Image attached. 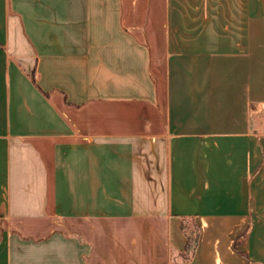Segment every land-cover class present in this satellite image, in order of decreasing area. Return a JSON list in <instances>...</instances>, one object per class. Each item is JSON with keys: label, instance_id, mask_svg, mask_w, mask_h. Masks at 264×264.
<instances>
[{"label": "crops", "instance_id": "0c3cea01", "mask_svg": "<svg viewBox=\"0 0 264 264\" xmlns=\"http://www.w3.org/2000/svg\"><path fill=\"white\" fill-rule=\"evenodd\" d=\"M0 264H264V0H0Z\"/></svg>", "mask_w": 264, "mask_h": 264}, {"label": "trees", "instance_id": "16d2710c", "mask_svg": "<svg viewBox=\"0 0 264 264\" xmlns=\"http://www.w3.org/2000/svg\"><path fill=\"white\" fill-rule=\"evenodd\" d=\"M183 228L188 237L187 247L183 255L185 258H190L196 249L200 228L196 224L188 222L183 223Z\"/></svg>", "mask_w": 264, "mask_h": 264}]
</instances>
